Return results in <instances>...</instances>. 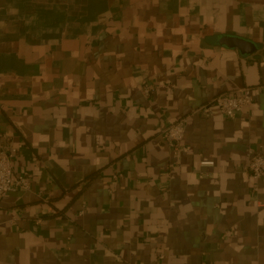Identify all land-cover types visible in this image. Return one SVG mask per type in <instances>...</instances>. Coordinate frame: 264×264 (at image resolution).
<instances>
[{"label": "crops", "instance_id": "obj_1", "mask_svg": "<svg viewBox=\"0 0 264 264\" xmlns=\"http://www.w3.org/2000/svg\"><path fill=\"white\" fill-rule=\"evenodd\" d=\"M240 88L236 117L196 112ZM181 118L176 160L159 134ZM5 134L30 190L0 200V264H264V176L244 170L264 155V6L0 0Z\"/></svg>", "mask_w": 264, "mask_h": 264}, {"label": "built area", "instance_id": "obj_2", "mask_svg": "<svg viewBox=\"0 0 264 264\" xmlns=\"http://www.w3.org/2000/svg\"><path fill=\"white\" fill-rule=\"evenodd\" d=\"M154 89L149 84H143L141 93L148 99ZM252 104V96L248 88H240L233 92L222 93L215 96L206 106L200 107L196 112L204 117H208L209 107H215L221 114L227 117H236L245 107ZM186 119L181 118L178 121L164 126L160 131V139L164 141L171 150L176 160L181 153V143L185 133ZM17 149L13 146L10 137L4 135L0 142V200L10 192L29 191L28 181L20 175L13 172V162L17 155ZM213 162H201L200 166H212ZM244 170L255 181L264 176V155L249 149L247 152V162ZM121 174L115 172L112 180H117ZM256 191V188H255ZM14 220V219H13ZM40 221L38 220V223Z\"/></svg>", "mask_w": 264, "mask_h": 264}, {"label": "water", "instance_id": "obj_3", "mask_svg": "<svg viewBox=\"0 0 264 264\" xmlns=\"http://www.w3.org/2000/svg\"><path fill=\"white\" fill-rule=\"evenodd\" d=\"M238 4L251 6H264V0H228ZM216 43L225 48L237 49L242 55L254 54L257 48L254 43L236 35H221L216 39Z\"/></svg>", "mask_w": 264, "mask_h": 264}]
</instances>
